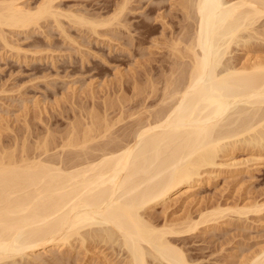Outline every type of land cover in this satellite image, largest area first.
Masks as SVG:
<instances>
[{"label":"bare ground","instance_id":"obj_1","mask_svg":"<svg viewBox=\"0 0 264 264\" xmlns=\"http://www.w3.org/2000/svg\"><path fill=\"white\" fill-rule=\"evenodd\" d=\"M17 1L0 2V32L4 27L25 30L41 20H57V0H44L34 10ZM177 2L194 28L183 29L186 34L172 43L182 63L175 68L178 78L172 73L175 80H168L157 110L147 111L143 119L133 118V113L131 119L137 123L121 136L114 135L108 120L94 116L81 132L75 126L67 140L60 141L61 147L50 148L45 142L37 146V153L22 149L20 155L0 156V264H17L40 251L72 250L76 242L87 249L89 240L118 244L128 264H149V258L158 264H190L175 244L176 237L219 222L229 211L216 209L196 221L182 218L183 222L161 225L146 215L199 179L204 169L215 167L227 141L248 136L259 146L264 142V60L242 68L222 67L232 43L264 18V0ZM120 13L111 19L116 21ZM72 17L90 30L112 21L90 23ZM184 41L188 45L179 49ZM241 210L234 209L238 215L247 214ZM263 250L247 263L264 264Z\"/></svg>","mask_w":264,"mask_h":264},{"label":"rangeland","instance_id":"obj_2","mask_svg":"<svg viewBox=\"0 0 264 264\" xmlns=\"http://www.w3.org/2000/svg\"><path fill=\"white\" fill-rule=\"evenodd\" d=\"M19 1L20 6L34 10L44 0ZM124 1L57 0V20H41L37 27L25 30L1 29L0 156L20 155L23 150L33 153L45 142L50 148L61 147L75 126L81 132L94 116L108 120L114 135L121 136L137 123L131 119L133 113V118L143 119L158 109L166 84L178 78L175 68L182 63L173 52L174 45L186 29L193 30L194 22L185 21L179 0H129L127 6ZM122 6L126 10L120 13ZM118 13L122 15L116 21L111 19ZM73 15L90 23L112 21L90 30V25L76 24ZM241 34L222 67L242 68L264 60V18ZM181 45L179 49L184 48ZM247 137L227 141L226 153L218 156L215 167L204 169L199 179L146 212L160 225L188 218L196 221L216 209L232 212L227 210L219 222L201 225L193 234L176 237L175 244L190 264H248L264 249V142L261 147ZM234 209L247 214L238 215ZM89 242L87 249L76 242L72 250L40 251L17 264H128L118 244ZM148 262L158 264L151 258Z\"/></svg>","mask_w":264,"mask_h":264}]
</instances>
